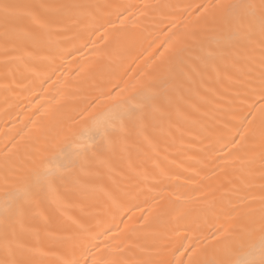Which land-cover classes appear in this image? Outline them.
Listing matches in <instances>:
<instances>
[{
  "label": "bare ground",
  "instance_id": "1",
  "mask_svg": "<svg viewBox=\"0 0 264 264\" xmlns=\"http://www.w3.org/2000/svg\"><path fill=\"white\" fill-rule=\"evenodd\" d=\"M241 2L0 0V178L60 170L23 217L0 192V264H71L100 242L120 264H212L247 245L264 208V53L214 7ZM149 82L155 110L101 148Z\"/></svg>",
  "mask_w": 264,
  "mask_h": 264
},
{
  "label": "snow or ice",
  "instance_id": "2",
  "mask_svg": "<svg viewBox=\"0 0 264 264\" xmlns=\"http://www.w3.org/2000/svg\"><path fill=\"white\" fill-rule=\"evenodd\" d=\"M7 5L4 6L8 11ZM221 15L226 16L234 28L235 34L240 38L252 42L257 36L262 53H264V0H243L241 3H217L214 6ZM209 56L212 53L208 54ZM264 63V61H262ZM260 107L258 109L260 118L264 121V72L261 73L259 82ZM159 93L152 83H145L139 92L117 105L118 111L114 118L106 121L100 130L101 145L103 148L112 142V138L123 133L128 122H139L143 119L145 109L155 110V101ZM255 119V112L250 111L243 117V121L251 123L249 119ZM118 122V123H117ZM60 178V170L51 166L48 162L42 169L35 171L31 178L19 186H10L7 176L0 178V192L3 193L6 213L17 217H23L26 209L34 199L43 191L50 190L54 183ZM114 206L119 207L118 204ZM87 231V230H86ZM259 235H255L256 232ZM111 233V229L98 235ZM248 243L235 253L229 252L227 258L220 261H213L212 264H264V208L261 209L258 229L254 228L247 233ZM96 239V237H92ZM246 247V250H245ZM195 252V248H193ZM71 264H120L112 258L111 249L108 244L87 243L84 245L81 255Z\"/></svg>",
  "mask_w": 264,
  "mask_h": 264
}]
</instances>
